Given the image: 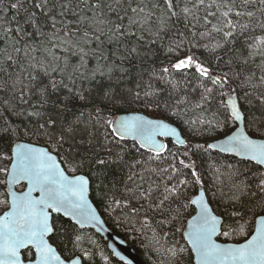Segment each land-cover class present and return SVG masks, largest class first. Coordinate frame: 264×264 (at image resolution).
I'll use <instances>...</instances> for the list:
<instances>
[{"label": "snow or ice", "instance_id": "snow-or-ice-1", "mask_svg": "<svg viewBox=\"0 0 264 264\" xmlns=\"http://www.w3.org/2000/svg\"><path fill=\"white\" fill-rule=\"evenodd\" d=\"M0 162V264L92 260L93 184L152 264H264V0H0Z\"/></svg>", "mask_w": 264, "mask_h": 264}, {"label": "trees", "instance_id": "trees-1", "mask_svg": "<svg viewBox=\"0 0 264 264\" xmlns=\"http://www.w3.org/2000/svg\"><path fill=\"white\" fill-rule=\"evenodd\" d=\"M184 54L185 53L182 52L181 56H183ZM196 54L200 55V56H203V53H201L200 51H196ZM160 59H161V61L165 60L163 52H161ZM172 59H175V57H172ZM177 78H179V77L177 76ZM133 107L135 108L136 106H133ZM148 114L153 115L150 112ZM12 119L15 120V118H12ZM24 139L45 144V142L42 139H39V138H37L35 136H32L30 138L29 137H25ZM211 139H213V138H209V140H211ZM167 143H168L170 149H172L173 151L177 150L175 148V146L173 145V143L171 142V139H168ZM180 151H182V150H180ZM216 156H217V153L216 152H212V157H216ZM181 158H183V157H181ZM219 159H221V160L224 159V155L220 154ZM204 160L208 161L209 157H205ZM6 166H8L6 162H0V167H6ZM200 171L202 173V179L205 182L206 188L212 189L213 179H212L211 172L207 170V163H205L203 165V167L200 168ZM5 180H6V176L4 174H0V193H3V194H5V183H4ZM196 191H197V186L193 185L189 189V192H188L189 198H191ZM208 195L211 196L212 192L209 191ZM91 197H92L93 201L95 202V204L97 205V207L99 208V210L101 211V213L104 216V218L107 221V223L119 235H121L123 238H125L128 241L129 245H131V246H133L135 248L137 253L142 258L144 264H152V260H155L156 257L154 256V254L151 251H149L147 248H145V246H144V243H145L144 237L141 236L139 233L132 231L130 228H126V226L122 222L123 221V215H122V213H121V211L119 209H111V210H109V209L105 208L104 204L100 202V196H99L98 192L95 190V185L94 184H93V190L91 191ZM213 206H215V205H213ZM194 212H195L194 206L190 207L186 211H184L181 220L177 221V222H175L173 224V226H172L173 231L175 229H177V228L184 227L185 224H186L187 219ZM249 219H251V217H249ZM137 227H139V225H137ZM83 231H84V233L86 234L87 237H90L91 240H94L96 242L95 244H92L87 239L83 242L82 247L87 249L90 253L93 254L92 260H88L87 257H82L85 262H91V263H94V264H126V262L118 259L112 253V251L108 248L105 239L97 231H95L93 228H85ZM175 239L176 240H180L181 239L179 233H177L175 235ZM220 239L228 240L227 238H224V237H220ZM231 239L232 240H241L243 238L239 237V236H234ZM101 253L103 254V256L101 255ZM77 254H80L82 256V254L79 253V252H77ZM63 255L64 256H68V255H70V253L68 251H64ZM104 257L108 258L107 262L104 261L105 260ZM185 264H188L187 257L185 259ZM191 264H194L193 254H192Z\"/></svg>", "mask_w": 264, "mask_h": 264}, {"label": "water", "instance_id": "water-1", "mask_svg": "<svg viewBox=\"0 0 264 264\" xmlns=\"http://www.w3.org/2000/svg\"><path fill=\"white\" fill-rule=\"evenodd\" d=\"M148 114V113H146ZM150 115V114H148ZM159 139L164 140L163 137H160ZM26 140V139H25ZM32 143L38 144L39 146H46L43 143H39V142H35V141H31ZM165 143L167 142V140L164 141ZM209 142H214L213 139L209 140ZM19 185H23V188L19 189ZM6 188V193H7V185H5ZM26 182H21L20 184L14 186V190L17 192H23L26 191ZM197 194V191L194 193L193 196H195ZM90 200L93 203V206L97 209V213L100 216V219L104 222L103 223V230H98L96 227H86V228H93L95 231H97L106 241L108 248L113 252V249H115L116 252H119L121 256L125 257L126 260L131 261L132 264H144L142 258L140 257V255L137 253V251L135 250V248L131 245H129L128 241L126 239H124L121 235H119L112 227L109 226V224L106 222L104 216L102 215L101 211L99 210V208L97 207V205L95 204V202L93 201L92 197H91V192H90ZM7 210V207L5 209H3L0 212V215L3 214V212ZM195 215V212L188 218L191 219V217ZM187 219V220H188ZM187 222V221H186ZM186 225V224H185ZM226 240H222L219 238L218 242H225ZM235 241H240L241 240H227V242H235ZM115 255V254H114ZM77 256H81L80 254H77ZM116 256V255H115ZM118 259H120V256H116ZM194 257V254H193ZM122 260V259H120ZM124 262H126L125 260H122ZM82 264H94L91 262H85L82 258ZM194 264H195V258H194Z\"/></svg>", "mask_w": 264, "mask_h": 264}, {"label": "rangeland", "instance_id": "rangeland-1", "mask_svg": "<svg viewBox=\"0 0 264 264\" xmlns=\"http://www.w3.org/2000/svg\"><path fill=\"white\" fill-rule=\"evenodd\" d=\"M6 185V184H5ZM20 188H22L23 187V185H20L19 186ZM5 191H6V188H5ZM5 198H7V196H6V192H5V194L4 195H2V196H0V199H5ZM5 206H7V205H0V211L5 207ZM107 222V221H106ZM110 226V225H109ZM111 227V226H110ZM105 261V260H104ZM108 261V260H107Z\"/></svg>", "mask_w": 264, "mask_h": 264}, {"label": "bare ground", "instance_id": "bare-ground-1", "mask_svg": "<svg viewBox=\"0 0 264 264\" xmlns=\"http://www.w3.org/2000/svg\"><path fill=\"white\" fill-rule=\"evenodd\" d=\"M125 239V238H124Z\"/></svg>", "mask_w": 264, "mask_h": 264}]
</instances>
